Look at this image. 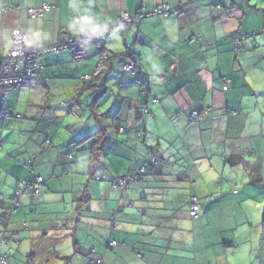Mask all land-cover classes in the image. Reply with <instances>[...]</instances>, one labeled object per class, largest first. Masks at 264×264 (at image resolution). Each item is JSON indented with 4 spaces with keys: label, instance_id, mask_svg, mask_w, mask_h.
Returning <instances> with one entry per match:
<instances>
[{
    "label": "crops",
    "instance_id": "1",
    "mask_svg": "<svg viewBox=\"0 0 264 264\" xmlns=\"http://www.w3.org/2000/svg\"><path fill=\"white\" fill-rule=\"evenodd\" d=\"M43 4L51 8L42 16L27 15L28 8ZM158 4L180 11L149 14L119 26L124 12L148 13ZM91 29L107 33L102 49L95 47L93 37L84 36ZM14 31L25 34L33 48L69 44L84 36L85 57L76 59L70 49L44 54L40 86L26 93L20 90L24 86L13 89L2 101L3 109L21 110L19 119L30 121L23 120L17 127L20 132L35 126L26 146L30 155L17 163L16 151L0 164V231L17 234L11 232L17 230L11 226L12 216L2 225L15 202L13 190L4 188L13 186L11 175L17 178L14 188L19 192L23 190L19 181L33 173L45 180L42 194L30 205H20L21 212L33 215L35 211L26 208L50 204L61 215L68 202L75 209L74 200L86 179L81 180L77 171L86 166L87 151L72 163L58 147L96 124L87 109L78 119H68L62 101L74 96L83 76L104 66L100 56L107 54L113 58L112 71L101 109L117 108L122 123L117 141L99 156L101 172L115 176L136 169L145 159L146 145L153 148L156 163L141 186L124 194L105 183L90 182L96 201L109 204L104 210L85 206V214H80L102 221L96 225V242L81 245L87 263L95 256L88 250L94 248L105 264H264V0H0V57L11 49ZM235 40L240 41L238 48ZM132 59L136 72H122L121 63ZM87 94H81L83 99ZM144 108L147 113H137ZM193 111L199 116L191 120ZM83 120L87 121L79 129L69 126ZM137 126L143 130L139 143ZM47 134L52 137L51 150L41 143V135ZM32 155H37L33 171L27 166ZM23 169L30 174L23 176ZM190 195L199 197L202 220L189 217ZM209 195L214 198L208 203ZM143 210L148 214L141 213L138 223L135 217ZM111 214L116 218L114 227L107 219ZM56 220L52 230L66 231L63 220ZM90 223L86 220L84 225ZM33 226L24 239L32 244L46 239V233ZM77 232L79 228L74 229ZM109 237L126 242L127 248L105 250L103 242ZM221 239L235 240L238 246L225 248ZM17 242L7 238L5 244H21ZM33 253L36 257L38 251Z\"/></svg>",
    "mask_w": 264,
    "mask_h": 264
},
{
    "label": "trees",
    "instance_id": "2",
    "mask_svg": "<svg viewBox=\"0 0 264 264\" xmlns=\"http://www.w3.org/2000/svg\"><path fill=\"white\" fill-rule=\"evenodd\" d=\"M239 40H235V42H237ZM240 44V41L238 43V45H235L236 48H238ZM51 46V45H49ZM47 47V46H44ZM42 48V47H41ZM39 49V48H36ZM63 50V49H61ZM59 50V51H61ZM54 52V51H50V52H44L42 54V57L44 54H48V53H58ZM125 55V53L123 54ZM130 55V54H128ZM42 57H41V67H42ZM131 55L129 56V58L131 59ZM133 58V57H132ZM134 59V58H133ZM132 59V60H133ZM113 58L107 56V54H105V57L103 58L102 62L104 63L103 67L100 68V70L96 71L95 73H93L92 75H85L87 76V78H85V76L82 77V81H83V85L79 88V90L74 94V96L72 98H70L69 100H66L62 103L64 104V106H66V116L68 117H76L74 118V120L78 119L80 117V112L83 110L88 111V116L89 118H92L95 122V127L90 130V131H85L82 133L77 134L76 137L71 138L70 140H68L65 144H61L60 147H58L59 150H63L65 152L66 158L69 162H76L75 161V157L77 156L76 152L74 151H82V153H84L83 151H87V157L85 158V162L86 166L82 167L80 170L77 171V173H79L81 180H83L84 178H86L84 181L85 183H82L83 187L81 188V194L79 196V198H77L76 200H74L75 203V213L79 216L80 219V212L85 208V206H87V209L92 210L91 209V205L90 201L91 200H98L95 199L90 192L89 189V184L90 182L92 183H96V184H103L105 183L108 187L113 188V189H117L119 191H121L123 194L126 193L127 191H130V189H132L134 186H141V184L145 181L146 177L151 176V174L153 173L152 169L155 167V163H156V156L154 154L153 148L151 146H147L146 148L147 150H145V159L140 163V165L134 169H128L125 173L123 174H119V175H115V176H110L107 174V172H101V165L99 164V156L102 153V151L104 150V148L106 146H112L114 141H117L116 138V132L118 130V127H121V121H120V117L118 116V109L117 108H113L110 107L109 109H105L102 110L101 108L103 107V98L105 97V94L107 93L109 87L107 86L108 83V79H109V75L112 71V61ZM135 61V70L132 72H136L137 69V64H136V60ZM126 62L121 63L120 65V69L122 72H126L122 69V66L125 64ZM128 63V62H127ZM107 66V67H106ZM41 67L39 69V80L37 82H35L32 85H40L42 83L41 80V76H40V70ZM31 85V86H32ZM226 87V86H225ZM227 88V87H226ZM225 88V89H226ZM16 89V88H14ZM13 90V89H11ZM10 90V91H11ZM8 91V93L10 92ZM83 92H88L86 99H82V93ZM80 95L82 97H80ZM83 100L85 101V103H83ZM0 108L3 109L2 103H0ZM4 110H8V109H4ZM11 111V114L7 117H1L0 119L2 121H4L5 119L8 118H16L19 119L21 118L20 114L17 111L14 110H8ZM147 113V109L144 108L143 110L141 109V111H137V113ZM136 112V111H135ZM196 112V115L190 116V119L193 120L195 118H198L199 116V112ZM120 121V122H119ZM81 123H76L73 122V124L69 125V126H73L74 125V129L76 128H81L78 127V125H80ZM136 128V141L139 143L141 142L142 139V126H137ZM1 141V139H0ZM41 143L47 148H52L54 147L52 145V137L50 135L47 134V136H45L44 139H42ZM37 155H32L30 156L29 160H28V165L29 169L31 171H33V166H34V159H36ZM40 177V181L37 183L36 178ZM94 181H98V182H94ZM36 185V187L34 186ZM21 187L23 190L22 192H19V189H15L13 195H15V202L14 204L11 206V209L9 210L8 213H6V215L2 218L3 219V224L7 223V219L8 217L18 214V210L20 207V199L21 197H24L26 194H34V195H38L40 196L43 192V188L45 187V180L43 178L42 175L40 174H36L33 173L31 175V177L29 179H24L22 181H19L18 187ZM17 188V187H16ZM235 192V191H234ZM143 197V198H142ZM195 197L196 200L194 201V203L198 206V209L196 211L195 215L191 214V206L193 204L192 198ZM142 200L145 199L144 196L139 197ZM214 197L212 195L206 196L205 197V201L209 203V201H211ZM119 208L116 209V211H118ZM116 211L114 212V214L116 213ZM120 211V209H119ZM141 213H145L146 215L148 214L146 211H142L140 212L138 215V217H135V219H139L136 220L138 223H142V217H141ZM111 214L110 216L107 217V219L109 220V223L112 227L115 226L116 224V218L115 215ZM188 214L190 219H195L197 220L198 218H200V216L202 215V206H201V202L199 200V197L197 195H190L189 199H188ZM149 218V216H147ZM146 219V218H145ZM262 221L264 222V209H263V214H262ZM40 222V223H39ZM10 223V222H9ZM8 223V224H9ZM52 223H54L52 221ZM7 224V225H8ZM36 224V223H35ZM42 224V221H38V225ZM55 224V223H54ZM34 225V224H32ZM36 225V226H38ZM63 225H64V220H63ZM41 226V225H39ZM111 226L109 228V230L111 229ZM30 224L27 221H24L23 223L20 224V227L16 226L15 228L17 230H13L11 231L12 233H17V237H15V235H6L5 230H1L0 231V242L2 244H5V242L3 241L4 239L7 240V238H9L10 240H13L14 242H19L20 238H18V235L20 234V232L23 231H29L30 229ZM43 227V226H42ZM54 227V226H53ZM3 229H6V227L4 226ZM20 229V230H19ZM53 229V228H52ZM45 231L42 230V233H44ZM46 235V234H45ZM3 239V240H2ZM111 241H114L115 244L112 245ZM17 242V243H18ZM222 242V246L226 248V246L228 248L234 249L238 246V243L235 240H226V242H223V240L221 239ZM104 247L105 250H112L116 247H124L127 248V243L124 241H119L116 240L112 237H109L108 239L104 240ZM79 243L77 241H74V246L76 247ZM77 248V247H76ZM78 250V249H77ZM89 253L93 252L94 253V257L92 258V260L95 259H101L102 264H105L103 258L101 255H99L97 253V251L94 248H89ZM1 254H5L7 257V262L6 263H0V264H7L10 254H8L7 252H0ZM34 253L30 252L29 254H27V260L29 263V261H32V258L34 257ZM139 257H143V255L141 253L137 254ZM67 262V261H66ZM88 262V261H87ZM85 264H88V263Z\"/></svg>",
    "mask_w": 264,
    "mask_h": 264
},
{
    "label": "rangeland",
    "instance_id": "3",
    "mask_svg": "<svg viewBox=\"0 0 264 264\" xmlns=\"http://www.w3.org/2000/svg\"><path fill=\"white\" fill-rule=\"evenodd\" d=\"M43 48V47H42ZM121 70V69H120ZM40 85H34L33 87H23L21 88V92H25L30 89H34L36 87H39ZM21 95V93H20ZM4 97V96H3ZM38 97V96H35ZM83 99V97H82ZM61 103V102H57ZM64 105V104H62ZM65 111H63V114L66 112V107L63 106ZM20 114L22 113L21 110L18 111ZM76 117H69L68 119L74 120ZM23 120L25 121L26 124H30V121H27L25 119H16V118H8L2 121L0 119V164L4 165V158L7 155H16L17 152V157L15 156L14 158L17 160V163L21 160L23 161L25 156H29L30 151L29 149H26V146L28 144H31L30 139H32V130L34 128V123L32 124L33 127L28 129V127H24L23 130H30V132H20L19 129L17 128L19 125L23 124ZM87 120H83L79 123L78 127H81L82 125L85 124ZM78 123V122H77ZM22 128V127H21ZM62 133V132H61ZM43 135V134H42ZM41 138L44 139L45 135L42 136ZM54 146V145H53ZM48 148V147H47ZM49 149H53L50 148ZM12 151V153H11ZM76 152L77 155L81 154L82 151H74ZM63 155H65V152H62ZM22 168V167H21ZM25 173H23V176H26L27 174H30L29 171L26 169H23ZM27 173V174H26ZM24 179H21L22 181ZM17 181V178L13 175L9 176V182L14 183L11 188H6L7 191L13 192L15 191V183ZM98 182V181H94ZM83 187V185H80V189ZM38 195L34 194H26L24 197L20 199V205L23 206V204L27 203L30 205L32 201L35 200V198ZM103 202V203H102ZM71 202H68L66 204V212L61 215H57L54 210V205L46 204L44 206H29L27 209V212L32 208L33 211H35V214H33L36 218L33 219V215H30L29 213H23V207H18V214L17 215H12L11 217V226H19L20 224L23 223L24 221H27L30 226L32 224L38 225V221H42V224H39L41 226H33L34 228L40 229L41 231H45L46 233V239L40 240V241H34V244H32V241L30 239H24L25 237V231H23L22 236H21V244L20 245H15L14 243H11L9 245L6 244H1L2 251L7 252L10 254L9 260L7 264H85L88 261V254L84 253L81 245L88 246L92 243H95V239L98 232H96V225H102V221L99 218V220L96 221L93 220L92 218H87V217H80L75 213L74 209L72 210L69 208V205ZM109 204V203H108ZM108 204H105L104 201L99 200V201H94L91 200L89 205H92L93 208L95 209H108L105 208ZM10 208L7 210V213L9 212ZM85 212V211H84ZM84 215L83 211L80 213ZM88 215H90L88 213ZM202 216H200V220H202ZM106 217V215H105ZM56 219H61L64 220V225H62L63 229H66V231L63 232H54L52 230L53 226L55 225L52 223L53 220L57 221ZM82 219V220H81ZM184 219V225H186V218ZM92 222L89 225L84 223L86 222ZM59 221V220H58ZM36 223V224H35ZM40 223V222H39ZM203 224V221H201L198 225L199 228H201ZM108 221L106 220L105 226L107 227ZM110 225V224H109ZM43 226V227H42ZM185 227V226H184ZM79 228V232L74 233V229ZM98 230H102L104 228H101L100 226L98 227ZM110 228V227H109ZM108 228V230H109ZM20 230V229H19ZM93 230V232H91ZM107 230V229H106ZM52 231L51 234L49 232ZM83 233H82V232ZM110 231V230H109ZM95 232V235L93 234ZM107 232V231H106ZM108 235V233H107ZM31 238V237H30ZM72 240L77 241L78 243L80 242L81 244L78 245L79 247H82L81 250H77L74 245H72ZM71 242V243H70ZM13 244V245H12ZM17 246V247H16ZM74 246V247H73ZM83 249V250H82ZM38 251L37 256L32 258V261L27 260V254L30 252H35ZM61 257H67V259H62ZM140 261H143V259H139ZM67 261V262H65Z\"/></svg>",
    "mask_w": 264,
    "mask_h": 264
},
{
    "label": "built area",
    "instance_id": "4",
    "mask_svg": "<svg viewBox=\"0 0 264 264\" xmlns=\"http://www.w3.org/2000/svg\"><path fill=\"white\" fill-rule=\"evenodd\" d=\"M51 8V5L43 4L38 9H27L26 12L29 16H42L44 11ZM180 11L178 7H170L168 4H158L154 9L148 13H137L135 16H130L127 12L122 14L120 19L121 26H127L129 24L137 23L141 18L149 14L169 15L177 14ZM84 36H91L94 39V45L98 49L103 47V38L107 36L105 32H96L95 30H89ZM81 37L74 42L62 43L59 42L55 45L35 49L27 41L26 35L18 31L12 33V46L8 54L4 57H0V103L3 100V96L11 89L21 86L32 85L39 80V69L41 67V57L44 52L54 51L57 52L61 49L72 50L76 59H82L85 57L83 42L85 37ZM239 41L235 42L238 45ZM103 60V56H100ZM102 64L99 62V67ZM122 69L126 72H133L135 70V62L130 61L122 66ZM87 78V76H85ZM226 87L224 86L223 89ZM11 114V111L0 108V116L7 117ZM196 115V112H191V116ZM37 183L40 181V177L36 178ZM36 187V185H34ZM195 197L192 198L193 204L191 206V214L195 215L198 206L194 203ZM17 237L16 234H14ZM3 240V239H2ZM7 241V240H3ZM114 245L115 242L111 241ZM7 257L5 254L0 255V263H6ZM88 264H102L101 259L91 260Z\"/></svg>",
    "mask_w": 264,
    "mask_h": 264
},
{
    "label": "clouds",
    "instance_id": "5",
    "mask_svg": "<svg viewBox=\"0 0 264 264\" xmlns=\"http://www.w3.org/2000/svg\"><path fill=\"white\" fill-rule=\"evenodd\" d=\"M49 10H50V9H49ZM47 11H48V10H47ZM44 12H45V11H44ZM44 12H43V13H44ZM27 15H28V14H27ZM42 15H43V14H42ZM28 16H29V15H28ZM33 17H40V16H33ZM26 38H27V37H26ZM27 41H28V39H27ZM28 42H29V41H28ZM57 43H59V42H57ZM57 43H55V44H57ZM55 44H52V45H55ZM48 46H49V45H48ZM32 47H33V46H32ZM35 49H36V48H35ZM26 86H31V85H26ZM21 87H22V86H21ZM18 88H19V87H18ZM7 93H8V92H7ZM7 93H6V94H7ZM6 94H5V95H6ZM5 95H4V97H5ZM4 97H3V99H4ZM2 101H3V100H2ZM1 103H2V102H1Z\"/></svg>",
    "mask_w": 264,
    "mask_h": 264
},
{
    "label": "water",
    "instance_id": "6",
    "mask_svg": "<svg viewBox=\"0 0 264 264\" xmlns=\"http://www.w3.org/2000/svg\"><path fill=\"white\" fill-rule=\"evenodd\" d=\"M119 26H121V25H119Z\"/></svg>",
    "mask_w": 264,
    "mask_h": 264
}]
</instances>
